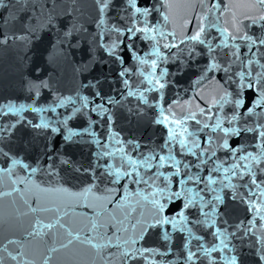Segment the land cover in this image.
I'll list each match as a JSON object with an SVG mask.
<instances>
[{
    "label": "snow or ice",
    "instance_id": "1",
    "mask_svg": "<svg viewBox=\"0 0 264 264\" xmlns=\"http://www.w3.org/2000/svg\"><path fill=\"white\" fill-rule=\"evenodd\" d=\"M183 6L193 12L184 26L192 24L194 31L178 40L175 29L169 30L175 0H163L161 9L139 0H124L119 6L113 0H0V47L31 43L40 39L38 33L55 31L58 43L67 41L71 49L85 35L89 55L102 53L99 59L93 57V68L99 64L111 72V65L118 67L120 87L113 94L104 92L109 77L102 74L81 85L92 90L91 95L79 89L75 96L55 93L47 108L0 102V118H10L0 122V143L7 147H0V199L15 193L26 208L22 215H36L27 237H57L52 241L57 246L48 248L42 264H51L54 253L76 245L86 248L93 264H136L147 259L146 254L168 255L171 247L163 253L137 247L157 229L166 245L174 243L175 234L182 236L183 264H242L232 240L246 238H254L250 246L257 264H264V0H247L243 21L232 12V0H183ZM157 11L161 20L153 22L150 18ZM229 12L230 27L222 21ZM85 16L96 31L88 33L79 23ZM9 25L13 30H7ZM138 39L148 50L139 48ZM198 56L207 61L197 84L220 75L222 91L210 104H197L198 111L181 117L169 108V119L162 103L170 75L166 65L187 64ZM133 76L140 79L133 82ZM40 86L49 87L47 82ZM152 91L157 97L150 101L147 93ZM39 95L37 89L34 96ZM128 98L137 101L134 107L126 106ZM142 106L159 109L162 118L152 121L166 128L159 144L124 140L113 127L114 108H124L139 121L145 115ZM58 109L65 111L56 120L39 115L33 122L24 115L56 114ZM85 116L84 126H73ZM105 125L107 134L101 136L97 129ZM20 126L54 134L42 155L88 175L89 182L74 190L63 177L56 184L35 180L37 173L57 177L59 169L39 159L30 163L13 151ZM55 136L59 145L53 142ZM248 137L249 143H235ZM80 144L96 149L87 168L75 166L60 152ZM5 187L9 191H3ZM225 193L227 200L244 205L246 221L229 224ZM178 202L177 210L170 212ZM81 207L88 211L78 213ZM40 213L51 216L40 218ZM72 217L78 221L69 224L66 218ZM61 230L63 239L58 238ZM201 231L212 241L197 234ZM0 264H37L36 252L22 241L7 239L0 243Z\"/></svg>",
    "mask_w": 264,
    "mask_h": 264
}]
</instances>
